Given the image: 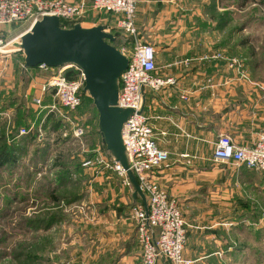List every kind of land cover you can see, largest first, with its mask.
Returning <instances> with one entry per match:
<instances>
[{"label": "crops", "instance_id": "crops-1", "mask_svg": "<svg viewBox=\"0 0 264 264\" xmlns=\"http://www.w3.org/2000/svg\"><path fill=\"white\" fill-rule=\"evenodd\" d=\"M136 3L135 37L153 46L155 75L172 80L159 91L145 89L143 113L159 148L169 154L156 177L179 204L187 224L185 256L197 264L237 263L244 250L252 248L244 244L243 230L264 223V172L217 163L213 153L220 137L252 147L264 134V81L243 79L242 37L219 28L220 15L229 8L223 0ZM100 14L110 19L91 27L120 29V15L92 16ZM16 79L11 66L8 81L0 86V102L15 98ZM29 90H24L27 98ZM102 151L100 157L111 159ZM82 167L84 175L92 174L86 198L87 211L95 216L90 229L104 242L96 249L94 263L143 264L136 227L129 218L130 208L142 201L111 167Z\"/></svg>", "mask_w": 264, "mask_h": 264}, {"label": "rangeland", "instance_id": "rangeland-1", "mask_svg": "<svg viewBox=\"0 0 264 264\" xmlns=\"http://www.w3.org/2000/svg\"><path fill=\"white\" fill-rule=\"evenodd\" d=\"M223 2L229 7V14L222 28L239 33L243 42L246 41L242 48L243 79L264 81V0ZM104 19L110 18L90 14L81 24L91 28L97 23L103 24ZM29 26L28 22L0 26V86L8 81L11 66L19 85L14 93L17 100L13 98L11 107L7 100L0 102V150L8 148L15 156L12 164L0 165V264H96V249L104 242L90 229L95 227V216L87 211L86 198L92 174L84 175L82 165L86 161H90V165L98 163L103 153L95 131L98 112L87 100L76 111V116L73 115L72 123L65 125L46 108L53 102L51 95L44 97L41 106L35 105L40 83L57 75L58 70L35 68L21 75L24 55L8 51L15 50L11 43L19 41V36L28 31ZM105 29L107 31V26ZM107 32H116L120 39L119 50L125 46L121 29ZM128 43L126 35L129 49ZM25 89H30L29 98L25 97ZM76 128L85 129L81 138H75ZM23 129L27 130L26 134H21ZM59 129L62 132H57ZM77 165H81V169H77L81 175L75 173ZM69 172L77 176L73 180L71 177L62 180L64 183L60 185V175ZM260 197L264 203V197ZM60 206L62 209L58 208ZM51 213L62 216L63 222L46 232L39 221ZM256 228L243 230L242 240L252 248L244 250L242 260L228 264H264V223Z\"/></svg>", "mask_w": 264, "mask_h": 264}, {"label": "built area", "instance_id": "built-area-1", "mask_svg": "<svg viewBox=\"0 0 264 264\" xmlns=\"http://www.w3.org/2000/svg\"><path fill=\"white\" fill-rule=\"evenodd\" d=\"M101 12L120 15V29L129 38H133L131 48L123 46L120 49L129 58V66L120 78L118 107L133 110L123 126L122 139L129 168L148 204V211L142 203L133 205L129 211V218L136 227L142 263L158 264L165 260L170 264H197L185 256L187 224L180 206L157 182L156 170L168 160L169 154L159 148L154 129L142 111L145 89L159 91L172 80L166 82L155 75L153 46L142 43L135 37L136 0H0V26L28 22L29 31L36 22L48 15L79 23L91 13ZM37 68L46 71L56 69L58 74L42 84L39 97L34 99L35 105L41 106L44 97L51 95L53 102L46 107L49 114L59 118L65 125L72 123L73 115L83 105L84 96L89 97L84 93V72L76 66L49 68L40 65ZM68 71H72L70 77L67 76ZM26 133V129L21 131V134ZM84 134L83 128H76L74 131L75 138H81ZM213 159L217 163H232L238 167L264 172V134L260 135L252 147H241L230 137H220L215 143ZM98 163L111 167L123 179L124 185L132 187L126 170L119 163L105 157H100ZM90 164V161H86L84 166Z\"/></svg>", "mask_w": 264, "mask_h": 264}, {"label": "water", "instance_id": "water-1", "mask_svg": "<svg viewBox=\"0 0 264 264\" xmlns=\"http://www.w3.org/2000/svg\"><path fill=\"white\" fill-rule=\"evenodd\" d=\"M18 39L12 43L15 50L8 52H22L24 71L46 65L49 68L76 66L84 72V93L93 100L98 112L101 141L112 160L126 170L133 197L140 199L148 211L146 196L129 168L122 139L123 126L133 110L118 107L120 78L129 66V58L113 45L114 34L107 32L103 25L87 28L76 23L72 28H65L59 17L48 15Z\"/></svg>", "mask_w": 264, "mask_h": 264}, {"label": "trees", "instance_id": "trees-1", "mask_svg": "<svg viewBox=\"0 0 264 264\" xmlns=\"http://www.w3.org/2000/svg\"><path fill=\"white\" fill-rule=\"evenodd\" d=\"M228 14H229V11H228V9H226L225 10V12L223 13V14H221L220 15V18H219V28H220V30H224L223 28H222V23H225L226 22V19H227V16H228ZM91 15H92V13H91ZM81 21H83V19L82 20H80L79 21V23H81ZM61 22H62V25H63V27H65V28H72L73 26H74V24H76L75 22H70V21H67V20H64V19H61ZM69 23V24H68ZM17 24V23H16ZM11 25H13V24H11ZM231 33H233L232 31H230ZM122 33L124 34V32L122 31ZM114 34V36H115V38H116V40H115V42L113 43V45L117 48V49H119L118 48V46H117V42L118 41H120V39L118 38V35L116 34V32H114L113 33ZM124 36H125V46H127L126 45V35L124 34ZM241 43H242V46L246 43V41H244L243 42V40H241ZM131 45V44H133V38L132 37H130L129 38V43H128V45ZM30 69H33V68H30ZM28 70V69H27ZM71 74H72V71H69V72H67V76H71ZM23 75H25V71L23 72ZM22 75V76H23ZM23 80H24V78H23ZM87 100H90L91 101V104H93V100L90 98V97H88V96H84V101H83V104L87 101ZM13 99L11 98L7 103H8V105H10V107H11V105H13ZM52 116V115H51ZM76 116V114L74 115V117ZM97 133H96V136L98 137V139H99V141L101 142V145H102V149L104 150V151H106L107 152V150H106V146L102 143V141H101V136H100V133H99V130H98V126H97V129L95 130ZM108 153V152H107ZM109 154V153H108ZM109 156H110V154H109ZM110 158L112 159V157L110 156ZM12 162H15V156H14V152L12 151V150H9L8 148H2L1 150H0V165H2V166H5V165H8V164H12ZM69 168H71V167H69ZM75 173H78L79 171L77 170V169H81V165H77L75 168ZM73 174V172L71 173V172H69L68 174H66V175H63V174H61L60 175V177H59V179L62 181V180H64V179H68V178H72V180L74 179V175H72ZM58 176V175H57ZM60 182V181H59ZM61 184L60 185H62L64 182L62 181V182H60ZM55 200H58L57 198H55ZM78 201V200H77ZM61 213H62V211H60ZM60 214V213H59ZM47 217V216H46ZM39 222H41L42 224V228H43V230L44 231H49L50 229H52L56 224H62V222H63V217L61 216H59V215H56V213H51L49 216H48V218H45L44 217V219H42V221H39Z\"/></svg>", "mask_w": 264, "mask_h": 264}, {"label": "bare ground", "instance_id": "bare-ground-1", "mask_svg": "<svg viewBox=\"0 0 264 264\" xmlns=\"http://www.w3.org/2000/svg\"><path fill=\"white\" fill-rule=\"evenodd\" d=\"M12 43H14V42H12ZM12 43H11V45H12Z\"/></svg>", "mask_w": 264, "mask_h": 264}]
</instances>
